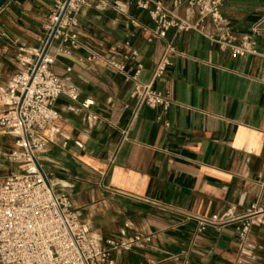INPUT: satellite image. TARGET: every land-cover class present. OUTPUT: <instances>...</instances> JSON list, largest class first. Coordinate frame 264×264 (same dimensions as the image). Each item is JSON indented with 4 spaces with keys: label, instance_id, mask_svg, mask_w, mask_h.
Wrapping results in <instances>:
<instances>
[{
    "label": "crops",
    "instance_id": "obj_1",
    "mask_svg": "<svg viewBox=\"0 0 264 264\" xmlns=\"http://www.w3.org/2000/svg\"><path fill=\"white\" fill-rule=\"evenodd\" d=\"M56 1L0 6V94L21 70L20 50L32 57L46 39ZM164 4L196 22L185 1ZM219 9L240 35L264 14V0H221ZM78 21L82 46L52 66L78 97L57 98L59 141L39 154L55 190L69 196L100 242L149 238L113 251V264H264V39L261 55L235 57L195 30L171 28L148 41L153 22L136 0H86ZM203 26L212 30L209 19ZM169 45L170 64L152 80ZM90 50L125 62V71L90 61ZM139 64L138 80L169 91L172 103L142 107L132 119L131 76ZM4 110L0 105V116ZM15 148V137L0 131V177L14 173L1 155ZM253 210L261 222L245 241L238 219L198 230L197 217L243 218Z\"/></svg>",
    "mask_w": 264,
    "mask_h": 264
},
{
    "label": "built area",
    "instance_id": "obj_2",
    "mask_svg": "<svg viewBox=\"0 0 264 264\" xmlns=\"http://www.w3.org/2000/svg\"><path fill=\"white\" fill-rule=\"evenodd\" d=\"M184 1L197 16L196 22L173 14L164 0H136L137 6L146 10L153 22L148 30V41L164 38L171 28L195 30L221 49L229 50L234 57L261 55L258 38L264 39V14L253 22L248 32L237 35L220 12L221 0H173V3L179 6ZM85 4L86 0L55 2L49 16L46 39L39 49L31 53L32 57L20 50L18 61L21 70L11 77L7 89L0 94V105L5 107L0 116V131L15 137L16 148L9 157L18 163L20 170L0 182V264H113V251L130 250L149 240L135 235L107 238L100 242L91 234L82 220L81 210L73 206L69 196L55 190L50 174L44 171L39 161V154L46 144L59 141L55 125L59 113L54 108L55 101L63 94L72 100L78 97L77 90L63 84L52 66L57 56H64L82 46L78 38V15ZM207 19L212 25L210 31L204 30L203 24ZM50 37L52 40L46 48ZM54 42L56 46L52 52ZM172 50V46L166 47L156 63L152 80L162 76L170 64L168 53ZM132 55L136 52L133 51ZM88 59L92 62L102 60L120 73L125 71V62L92 50ZM141 67L139 64L131 76L132 119L137 117L142 107L159 106L167 110L172 103L169 91H158L151 82L138 80ZM261 195L264 196L263 182ZM257 215L253 210L243 218L217 214L197 217L198 230L206 226L221 227L238 219L240 224L236 231L239 239L245 241L251 226L261 222ZM182 264L190 263L184 259Z\"/></svg>",
    "mask_w": 264,
    "mask_h": 264
},
{
    "label": "rangeland",
    "instance_id": "obj_3",
    "mask_svg": "<svg viewBox=\"0 0 264 264\" xmlns=\"http://www.w3.org/2000/svg\"><path fill=\"white\" fill-rule=\"evenodd\" d=\"M9 154L10 153H8L6 156H3V155H1L2 156V158H8L7 160V162H6V164H7V166L8 167H10V168H12L11 170L12 171H14V173H19L20 172V170H19V167H18V163H16V162H13L11 159H10V157H9ZM14 167L16 168V170L14 169ZM6 176H4V177H0V182L5 178Z\"/></svg>",
    "mask_w": 264,
    "mask_h": 264
},
{
    "label": "water",
    "instance_id": "obj_4",
    "mask_svg": "<svg viewBox=\"0 0 264 264\" xmlns=\"http://www.w3.org/2000/svg\"><path fill=\"white\" fill-rule=\"evenodd\" d=\"M5 0H0V6L3 4ZM52 40V37L49 38L46 48L49 46L50 42Z\"/></svg>",
    "mask_w": 264,
    "mask_h": 264
}]
</instances>
